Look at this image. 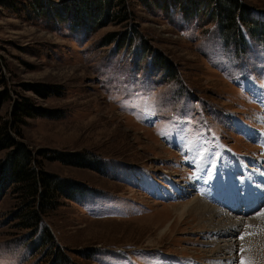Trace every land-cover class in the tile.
<instances>
[{"label": "rangeland", "instance_id": "obj_1", "mask_svg": "<svg viewBox=\"0 0 264 264\" xmlns=\"http://www.w3.org/2000/svg\"><path fill=\"white\" fill-rule=\"evenodd\" d=\"M124 1L0 0V124L59 190L17 226L0 151V264H264V0Z\"/></svg>", "mask_w": 264, "mask_h": 264}, {"label": "trees", "instance_id": "obj_2", "mask_svg": "<svg viewBox=\"0 0 264 264\" xmlns=\"http://www.w3.org/2000/svg\"><path fill=\"white\" fill-rule=\"evenodd\" d=\"M120 7L123 13V16L126 17L129 15V11H127V4H125L124 0H120ZM105 13L104 17H106ZM220 19L225 22L230 17L229 23L234 21V17L231 15H219ZM102 18H94L92 23L98 26V23ZM1 62V59H0ZM14 107V106H13ZM32 112L26 108L16 106L10 113L9 118L10 121H6L5 123L0 124V151L8 150L10 148L19 149V153H15L9 163H6L4 166L10 168V175L14 180V187L12 188L13 193L20 195L23 199L28 203V210L24 214L16 215L17 226L26 229H34L37 224L40 223L42 225L41 233L42 235H49V230L46 225L45 214L42 213V207H46L51 201L50 200H42L41 197L45 193L50 198L55 197V192L57 190L54 185L49 181L39 179L38 173L34 171V160L30 156V152L26 150L20 143L15 140L17 135L16 129L17 124L22 122V117L27 116L31 117ZM2 170V169H1ZM1 182V176H0ZM2 189H5V184L1 182ZM56 190V191H55ZM61 192V191H60ZM62 194V193H61ZM64 195V194H62ZM61 195V196H62ZM46 198V197H45ZM33 203V204H32ZM32 204V205H31ZM32 209V210H31ZM42 223V224H41Z\"/></svg>", "mask_w": 264, "mask_h": 264}, {"label": "bare ground", "instance_id": "obj_3", "mask_svg": "<svg viewBox=\"0 0 264 264\" xmlns=\"http://www.w3.org/2000/svg\"><path fill=\"white\" fill-rule=\"evenodd\" d=\"M262 198V197H261ZM254 199H251V201H253ZM258 201V200H257ZM257 202H254L253 205H249L248 208L250 206H255ZM259 203V202H258ZM188 205L190 206V209L192 210L193 213H195L196 215H199L201 218H204V220H206L208 223L213 224L215 218H218V222L215 225V228H221L223 226H228L232 229L238 232V228L239 227H243L245 224V219H233L231 220L227 217H223L222 220L220 219V216H222V214L219 213L218 210H215L209 206H207L206 204L202 203L201 201L193 198ZM258 207V206H257ZM251 208V207H250ZM227 224V225H225ZM248 224V222L246 223ZM245 224V225H246ZM209 225V224H208ZM249 225V224H248ZM250 225L254 226L256 225V222L250 223ZM228 227V228H229ZM226 228V227H225ZM221 230V229H220ZM231 230V231H232ZM215 231V230H214ZM221 233L223 234V231H221ZM226 233V232H225ZM230 234V233H228ZM224 236V235H223ZM230 238V237H229ZM259 240H253V241H249V240H244L242 241V243H247L248 249L251 250L252 253L254 254H262V256L264 255V239L262 237L258 238ZM230 241L228 242L229 244L226 245V247H224L223 249V253L222 254H228V257L226 258L228 260V262L231 263V260L234 258L233 255L235 252V248L238 244H235V240L234 238L229 239ZM241 242V241H240ZM241 245V244H240ZM217 246V245H216ZM215 248V247H214ZM220 248V247H219ZM221 250V249H220ZM218 252V251H217ZM220 252V251H219ZM226 252V253H224ZM217 254V253H216ZM218 256V255H217ZM220 256V255H219ZM227 262V263H228Z\"/></svg>", "mask_w": 264, "mask_h": 264}, {"label": "snow or ice", "instance_id": "obj_4", "mask_svg": "<svg viewBox=\"0 0 264 264\" xmlns=\"http://www.w3.org/2000/svg\"><path fill=\"white\" fill-rule=\"evenodd\" d=\"M260 215H264V212L260 213ZM239 239H240V240H243V239H244V235H240V236H239ZM244 250H245L244 247L241 246L240 251H241V252H244ZM239 264H250V261L245 260V258L242 256V257L240 258Z\"/></svg>", "mask_w": 264, "mask_h": 264}]
</instances>
